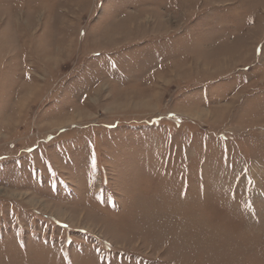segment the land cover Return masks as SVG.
Returning a JSON list of instances; mask_svg holds the SVG:
<instances>
[{"label":"rangeland","instance_id":"374dc122","mask_svg":"<svg viewBox=\"0 0 264 264\" xmlns=\"http://www.w3.org/2000/svg\"><path fill=\"white\" fill-rule=\"evenodd\" d=\"M0 264H264V0H0Z\"/></svg>","mask_w":264,"mask_h":264}]
</instances>
